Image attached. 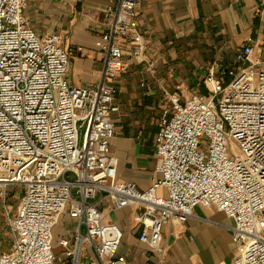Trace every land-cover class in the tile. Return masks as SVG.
<instances>
[{
	"label": "built area",
	"instance_id": "built-area-1",
	"mask_svg": "<svg viewBox=\"0 0 264 264\" xmlns=\"http://www.w3.org/2000/svg\"><path fill=\"white\" fill-rule=\"evenodd\" d=\"M144 1L111 0L96 41L106 55L101 80L74 86L72 50L60 36L30 27L28 0H0V200L7 215L10 189L22 190L0 264H129L124 229L111 219L127 209L160 261L165 225L186 224L197 206L233 220L231 264H264V61L211 73L208 94L185 103L170 95L173 113L165 110L156 136L158 178L146 190L117 179L110 156L115 81L125 45L131 58L146 51L138 21ZM252 54L242 46L237 60ZM63 214L75 226L55 254L53 230Z\"/></svg>",
	"mask_w": 264,
	"mask_h": 264
},
{
	"label": "crops",
	"instance_id": "crops-1",
	"mask_svg": "<svg viewBox=\"0 0 264 264\" xmlns=\"http://www.w3.org/2000/svg\"><path fill=\"white\" fill-rule=\"evenodd\" d=\"M111 0H28L30 27L40 36L58 34L72 50L69 80L74 86L101 80L106 55L96 41L109 21ZM139 30L147 44L141 59L124 46V67L115 85L111 113L116 135L110 156L117 162V179L148 189L158 178L156 136L170 95L185 103L192 95H207L205 79L264 61V0H146L139 9ZM123 41V40H121ZM242 46L253 49L250 61L237 60ZM78 48H81L80 50ZM13 191V188L10 189ZM10 194V193H9ZM98 199L95 198L93 201ZM127 209L111 215L124 229L121 253L129 264H231L233 220L214 208L197 206L186 224L164 227L162 260L139 239L141 226ZM75 222L63 214L53 230Z\"/></svg>",
	"mask_w": 264,
	"mask_h": 264
},
{
	"label": "rangeland",
	"instance_id": "rangeland-1",
	"mask_svg": "<svg viewBox=\"0 0 264 264\" xmlns=\"http://www.w3.org/2000/svg\"><path fill=\"white\" fill-rule=\"evenodd\" d=\"M69 180L75 178L74 174L69 173L67 175ZM22 190L20 187H13V191H10L8 198V212L9 215L3 210L2 203L0 200V253L10 250L12 245V234L9 227L8 217L14 218L16 215L17 206L21 196ZM71 229V226L67 223H63L59 226V230L54 232V248L55 254H61L63 248L59 245L60 238L64 236L66 230Z\"/></svg>",
	"mask_w": 264,
	"mask_h": 264
}]
</instances>
